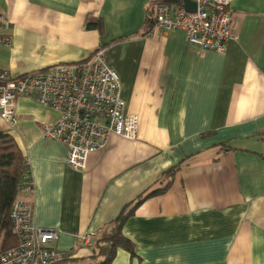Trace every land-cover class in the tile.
<instances>
[{"label": "crops", "instance_id": "1", "mask_svg": "<svg viewBox=\"0 0 264 264\" xmlns=\"http://www.w3.org/2000/svg\"><path fill=\"white\" fill-rule=\"evenodd\" d=\"M152 1L0 0L10 38L0 68L19 77L105 47L138 117L136 139L111 134L80 170L67 165L63 142L44 136L57 113L18 97L17 124L0 127L29 159L35 191L19 197L34 204L38 227L58 231L53 247L87 257L82 235L100 234L179 166L124 224L135 254L120 248L112 264H264V0L232 3L241 25L224 52L152 25ZM99 22L103 33L89 27Z\"/></svg>", "mask_w": 264, "mask_h": 264}, {"label": "built area", "instance_id": "2", "mask_svg": "<svg viewBox=\"0 0 264 264\" xmlns=\"http://www.w3.org/2000/svg\"><path fill=\"white\" fill-rule=\"evenodd\" d=\"M193 1L195 11L186 9L183 0L174 5L156 4L154 25L165 31L183 30L192 47L226 51L241 25L231 9L235 0ZM2 18L0 12V44H10V38L2 34ZM20 96L33 98L57 113L56 120L44 126V136L67 146L66 163L73 168L84 170L89 154L104 149L111 134L131 140L138 137V117L127 112L120 75L108 64L105 47L97 48L87 61L59 63L19 77L0 68V122L10 128L18 122ZM26 166L19 194L35 191L27 157ZM34 212V204L19 196L13 202L10 218L19 243L0 254V264H56L70 256L51 245L58 231L38 227ZM94 240L95 234L87 233L80 237V244L89 246Z\"/></svg>", "mask_w": 264, "mask_h": 264}, {"label": "trees", "instance_id": "3", "mask_svg": "<svg viewBox=\"0 0 264 264\" xmlns=\"http://www.w3.org/2000/svg\"><path fill=\"white\" fill-rule=\"evenodd\" d=\"M158 3L166 2L153 0L148 8L149 20L152 25L155 22L153 8ZM89 27L97 28L101 33L104 31L102 22L89 24ZM26 167V156L16 139L8 129L0 127V254L19 243L18 237L13 232L10 210L13 202L19 196L18 187L23 181ZM178 170L179 166L168 169L163 175V181H166L163 187L149 192L146 196H140L135 201L127 204L121 214L100 234L95 236L89 256H68L56 264H112L120 248L126 249L134 255L135 246L124 234V224L134 215L136 209L147 197L166 191L172 185Z\"/></svg>", "mask_w": 264, "mask_h": 264}, {"label": "water", "instance_id": "4", "mask_svg": "<svg viewBox=\"0 0 264 264\" xmlns=\"http://www.w3.org/2000/svg\"><path fill=\"white\" fill-rule=\"evenodd\" d=\"M186 9L195 11L197 9V3L193 0H183Z\"/></svg>", "mask_w": 264, "mask_h": 264}]
</instances>
